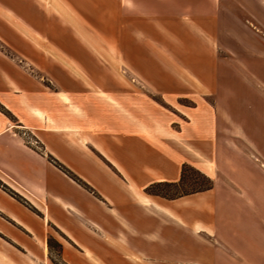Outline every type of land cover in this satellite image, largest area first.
<instances>
[{"label": "rangeland", "instance_id": "rangeland-1", "mask_svg": "<svg viewBox=\"0 0 264 264\" xmlns=\"http://www.w3.org/2000/svg\"><path fill=\"white\" fill-rule=\"evenodd\" d=\"M62 1L69 9L67 6L58 8L59 14L56 15L55 10L44 8L34 0H0V81L12 79L13 75L26 83L33 82L31 78H45V81L54 84L55 89L63 91L59 81L74 85L72 81L75 79L97 78L105 79L110 84H122L129 94L147 96L144 102L139 100V110L136 107L132 109L129 102H115L117 106H123L124 114L129 118L140 120L138 129L144 130L149 124L163 121L161 124L169 133V143L187 161L182 164L187 169L180 187L155 185L151 188V184L143 192L167 202L184 191L200 188L204 184L200 175L206 176L204 173L208 172L210 177H206L212 185L215 184L214 193L206 200L205 212L196 209L193 217L199 221L207 219L214 208L216 215L212 220L223 247L220 255H229V258L242 255V245L229 246L228 243H241L244 239L252 244L251 255L258 251L264 254V248H255L257 238L253 236L256 232L254 228H242L243 221L258 226L259 218L264 219V59L247 56L248 51L241 50L243 46L252 50L257 48L245 34L247 27L253 26L262 43L264 31L251 22L248 14L239 6L224 0L226 9L222 10L223 13L235 17L234 21L228 20L227 26L224 23L234 38L233 42L228 40L230 48L226 50L225 40L221 41L220 36L215 35L214 22L199 21L197 28L192 27V23L179 22L176 18L186 13L181 5L173 15L176 18L170 21V34L164 33L163 36L160 32L157 34L159 38H134L126 45L129 48L133 46L134 53L127 54L121 52V44L115 48V40L101 37L98 32H92L93 37L80 36L64 19V14L72 10L89 23L92 21L89 25L95 27L114 12L116 0ZM149 1L155 3V0ZM137 22L139 32L144 35L153 27L148 15ZM222 25L220 23V35L223 37ZM155 29L156 33L160 30L158 26ZM201 29L204 34L200 33ZM166 30L169 29L166 27ZM178 30L183 31L182 39L177 37ZM215 46L218 53L216 50L212 52ZM48 63L54 65L50 67ZM44 65L53 69L50 74ZM17 68L25 69L27 75L21 73L19 76ZM193 77L202 86L190 85L189 80ZM146 79H151L154 86H147ZM229 93L230 96L226 98ZM107 113L112 116L114 110L108 108ZM130 124L127 127L131 128ZM113 131L105 128L103 133L97 130L93 132L94 136H99L98 142L104 146V154L92 147L70 150V158L75 163L73 169L99 180L101 185L97 189L109 194H114V190L108 181V160L115 161V156L120 153L119 148L115 149L120 134L116 129ZM20 136L25 144L30 139V147L42 151L43 147L29 132L21 129ZM133 153L138 154L140 167L146 165L141 144L133 147ZM48 158L52 159L51 162L48 159L50 163L58 164L69 172L73 176L71 179L57 168L86 193H91L94 198L100 197L96 190L81 182L71 169L62 166L51 156ZM55 189L56 193L64 194L78 203L81 221L93 222L107 234L120 226L122 214L116 206H113V210L118 213L113 218L100 211L84 191L60 181ZM194 203L189 199L185 206L189 208ZM68 224L72 226V220ZM51 228L50 224L49 228L43 227L42 235L46 232V242H43V250H37V253L46 254L54 264H58L61 245L68 248V241L62 233ZM226 233L229 239L225 242L222 237ZM55 239L58 243L53 241ZM181 242L187 246L193 245L191 239L181 238ZM178 248L171 244L170 264H179L177 262L183 259Z\"/></svg>", "mask_w": 264, "mask_h": 264}, {"label": "crops", "instance_id": "crops-1", "mask_svg": "<svg viewBox=\"0 0 264 264\" xmlns=\"http://www.w3.org/2000/svg\"><path fill=\"white\" fill-rule=\"evenodd\" d=\"M34 1L41 3L44 8L55 10L56 15L59 14L58 8L67 6L69 9L62 0ZM226 1L239 6L248 14L251 22L264 31V0ZM115 5L117 8L114 12L95 27L89 25L92 21L89 23L72 10L64 14V19L80 36L91 37L92 32H98L101 37L115 40V48L121 44V52L128 54L134 53L133 46H126L134 38H159L157 34L160 32L163 36L164 33L170 34V21L176 18L173 15L183 5L186 13L176 18L179 22L192 23V27L196 28L199 21L214 22L215 35L218 34L221 41L225 40L226 50L230 48L228 40H234L225 26L229 19L234 21L235 17L223 13L226 6L224 0H155V3L149 0H116ZM146 15L153 24V30L144 35L139 32L137 20L141 21ZM220 23L223 24V37L220 35ZM156 26L160 28L158 33ZM252 28L247 27L245 34L257 48L252 50L242 45L241 50L248 51L247 56L255 55L256 58L264 59V43ZM178 31L177 37L182 39L183 31ZM200 33L204 34V31L201 29ZM215 50L216 46L212 52ZM52 65L48 63L50 67ZM17 69L20 71L19 76L27 73L25 69ZM44 69L49 74L53 70L45 65ZM31 79L33 82L26 83L13 75L12 79L0 81V264H54L46 254L37 253V250H43L46 232L42 235V231L44 226L49 228V224L51 229L62 233L68 241V248L61 245L58 264H170L171 244L179 246L178 252L184 256L177 262L179 264H264L262 251L251 255L252 244L245 239L241 243H228L229 246L242 245V255L229 258V255L219 254L223 247L212 220L216 215L214 208L207 214V219L199 221L193 217L196 209L205 212L203 208L207 206L206 200L213 196L215 184L210 190L167 202L143 192L153 183L177 182L181 166L187 162L170 145L169 133L161 124L163 121L149 124L144 130L138 129L140 120L129 118L124 114L123 106L116 105L117 101H125L131 104L132 109L136 107L139 110V100L144 102L147 96L129 94L122 84H110L105 79H75L72 81L74 85L59 81L63 91L55 89L54 84L45 81V78ZM145 81L147 86H154L151 79ZM189 81L193 87L202 86L195 77ZM229 96L230 93L226 98ZM108 108L114 110L112 116L107 113ZM129 123L132 129L127 127ZM105 128L111 131L116 129L120 134L115 142V149H120L119 155L115 156L117 159H107L110 162L108 181L114 194L100 192L97 189L101 185L99 180L76 172L73 169L75 163L70 158L71 149L87 147L104 154V146L93 132L97 130L103 133ZM21 129L29 132L43 147L41 152L24 143L20 136ZM138 144L142 145L141 154L146 164L143 167L137 161L138 154L133 153V147ZM48 156L71 169L81 182L96 190L100 197L94 198L64 176L48 161ZM189 164L197 166L195 163ZM204 174L210 177L208 172ZM59 181L84 191L100 211L113 218L118 213L113 210V206H116L122 214L120 226L107 234L95 223L81 221L78 203L55 192ZM189 199L195 203L187 208L185 204ZM69 220H72V226H69ZM242 224V228L250 230L253 227L256 231L253 235L254 239L257 238L255 248H264V219L259 218L258 226L245 221ZM181 238L193 240V245L183 244ZM222 239L228 241V234H224ZM53 241L58 243L56 239Z\"/></svg>", "mask_w": 264, "mask_h": 264}, {"label": "trees", "instance_id": "trees-1", "mask_svg": "<svg viewBox=\"0 0 264 264\" xmlns=\"http://www.w3.org/2000/svg\"><path fill=\"white\" fill-rule=\"evenodd\" d=\"M49 160L51 162L52 159H49ZM54 166H56V168H58L61 171H63L64 174H66V176H68L70 179L73 178V176L69 172H66L60 165L56 164ZM186 167L187 166L182 165V167L180 169V176H179V179H178L177 182H175V183H155V184H152L150 187L152 188L155 185H158V186L164 185V186H169V187H172V188L180 187L183 184V181H184V172H185V169H187ZM200 176H201V178L204 181V184L200 188L195 189V190L184 191V192L178 194L176 197L170 198V200H174L176 198H180V197H183V196H188V195H192V194H195V193H201V192L210 190L211 187H212L211 181L204 175H200ZM147 188H149V187H147ZM147 188H145V190H147Z\"/></svg>", "mask_w": 264, "mask_h": 264}, {"label": "built area", "instance_id": "built-area-1", "mask_svg": "<svg viewBox=\"0 0 264 264\" xmlns=\"http://www.w3.org/2000/svg\"><path fill=\"white\" fill-rule=\"evenodd\" d=\"M31 142H32V141L29 139L28 142H27V145H28V146H31V145H32Z\"/></svg>", "mask_w": 264, "mask_h": 264}]
</instances>
